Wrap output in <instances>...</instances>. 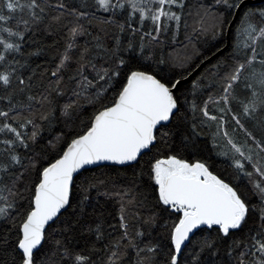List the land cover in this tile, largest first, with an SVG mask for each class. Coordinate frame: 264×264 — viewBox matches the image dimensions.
I'll return each mask as SVG.
<instances>
[{
    "label": "snow or ice",
    "instance_id": "snow-or-ice-1",
    "mask_svg": "<svg viewBox=\"0 0 264 264\" xmlns=\"http://www.w3.org/2000/svg\"><path fill=\"white\" fill-rule=\"evenodd\" d=\"M0 264H264V0H0Z\"/></svg>",
    "mask_w": 264,
    "mask_h": 264
},
{
    "label": "trees",
    "instance_id": "trees-1",
    "mask_svg": "<svg viewBox=\"0 0 264 264\" xmlns=\"http://www.w3.org/2000/svg\"><path fill=\"white\" fill-rule=\"evenodd\" d=\"M53 42V39L52 38H44L42 39V43L43 44H51ZM37 62H40V61H37Z\"/></svg>",
    "mask_w": 264,
    "mask_h": 264
},
{
    "label": "water",
    "instance_id": "water-1",
    "mask_svg": "<svg viewBox=\"0 0 264 264\" xmlns=\"http://www.w3.org/2000/svg\"><path fill=\"white\" fill-rule=\"evenodd\" d=\"M254 2L259 3V0H254Z\"/></svg>",
    "mask_w": 264,
    "mask_h": 264
}]
</instances>
